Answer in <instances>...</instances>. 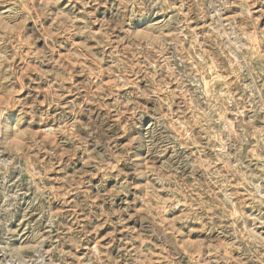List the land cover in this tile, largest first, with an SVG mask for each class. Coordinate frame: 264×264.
<instances>
[{"label":"rangeland","instance_id":"rangeland-1","mask_svg":"<svg viewBox=\"0 0 264 264\" xmlns=\"http://www.w3.org/2000/svg\"><path fill=\"white\" fill-rule=\"evenodd\" d=\"M0 264H264V0H0Z\"/></svg>","mask_w":264,"mask_h":264}]
</instances>
